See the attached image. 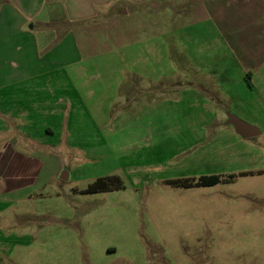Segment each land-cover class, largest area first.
<instances>
[{
  "label": "rangeland",
  "instance_id": "374dc122",
  "mask_svg": "<svg viewBox=\"0 0 264 264\" xmlns=\"http://www.w3.org/2000/svg\"><path fill=\"white\" fill-rule=\"evenodd\" d=\"M201 6V0H156L109 22L74 25L60 17L52 24L59 35L75 26L90 31L97 66L86 68L100 75L107 59L106 81L122 77L118 63L128 59L119 57L114 44L157 35L161 52L152 57L156 64H143L140 73L158 79L162 114L152 116L157 129L145 135L133 107L118 115V105L112 107L110 126L125 124L116 130L87 132V124L76 120L78 130L71 138L56 131L38 149L45 185L0 219V234L3 240L9 237L7 244L0 242V264H264V46L258 65L243 57L245 63L238 59L235 68L221 35L208 28L223 47L207 51L204 45L212 35L208 30L198 34L194 27L207 25ZM259 31L264 32L263 17L253 35ZM190 43L201 45L194 50ZM130 64H139L133 55L126 67ZM130 71L125 73L134 78ZM116 85L118 78L111 93ZM246 86L252 89L241 104L226 102L231 90L235 99ZM134 99H126L127 104ZM228 113L261 134L243 138L227 122ZM97 133L118 146H104ZM22 149L33 153L32 146ZM63 171L67 180L60 178ZM212 174L220 176L217 184H172ZM99 178L108 187L90 191Z\"/></svg>",
  "mask_w": 264,
  "mask_h": 264
},
{
  "label": "crops",
  "instance_id": "0c3cea01",
  "mask_svg": "<svg viewBox=\"0 0 264 264\" xmlns=\"http://www.w3.org/2000/svg\"><path fill=\"white\" fill-rule=\"evenodd\" d=\"M152 1L156 0H0V45L6 53L2 55L0 51V219L8 218L14 205L38 195L45 185L41 177L45 163L38 149L42 150L40 147L51 141L56 131L70 134L71 138L78 130L77 121L87 124V132H98L103 127L104 132L107 128L113 131L123 127L125 123L121 121V126H110L109 115L115 105H118V115L124 108L133 107L138 124L145 125L143 135L148 129H157L151 118L162 114L158 103V79L155 81L151 75L140 73L143 64L148 62L150 68L156 64L152 63V57L161 50L157 35L114 44L112 48L116 46L119 57L128 56V59L118 63L122 65L120 73H124L123 76L118 74L113 81H106L107 59L102 60L100 75L90 74L86 68L97 66L98 51L94 52L90 46L93 43L90 31L75 26L59 35L57 27L52 25L60 17L74 25L103 19L109 22L119 14L128 15L131 10ZM201 5L207 12V25L203 24L202 30L193 25L198 34L209 28L213 35H221L232 56L230 65L238 67V59L241 65L245 60L254 64L261 60L264 32L253 34L259 19L264 18V0H201ZM213 35L212 40L208 37L210 41L204 48L210 51L216 46L221 51L222 40H213ZM190 44L194 50L201 45ZM166 52H169L168 45ZM132 55L139 64L126 67ZM245 69H249L246 64ZM129 70H133L129 73L133 72L134 78L125 73ZM117 78L119 87L116 85L111 93V83ZM197 83L203 82L198 79ZM251 89L246 86L235 99L231 90L226 102L241 104ZM131 96L135 101L127 104L126 99ZM102 99L105 104H100ZM148 108L152 114L146 110ZM141 110H146L144 115H140ZM97 135L104 146H118V143L108 144L102 140L104 135ZM57 140L55 147L62 141L61 137ZM85 142L88 144L89 139ZM29 146L33 147V153L22 149ZM0 238L2 244H7L8 236L3 240L0 234Z\"/></svg>",
  "mask_w": 264,
  "mask_h": 264
},
{
  "label": "trees",
  "instance_id": "16d2710c",
  "mask_svg": "<svg viewBox=\"0 0 264 264\" xmlns=\"http://www.w3.org/2000/svg\"><path fill=\"white\" fill-rule=\"evenodd\" d=\"M233 175H231V178ZM220 176L218 174H212V175H203L200 176L197 180L194 179H178L174 180V185L177 186H184V187H190L193 185H202V186H208V185H214L217 184L220 181ZM108 187V181L104 178H99L98 184L92 185L89 190L90 191H97V189H105Z\"/></svg>",
  "mask_w": 264,
  "mask_h": 264
},
{
  "label": "water",
  "instance_id": "95a60500",
  "mask_svg": "<svg viewBox=\"0 0 264 264\" xmlns=\"http://www.w3.org/2000/svg\"><path fill=\"white\" fill-rule=\"evenodd\" d=\"M228 120L227 122L233 125L235 131L241 135L243 138H251L261 134V130L252 125L251 123L243 120L239 116L234 113H228ZM62 180H67L69 178V174L66 171H63L60 175Z\"/></svg>",
  "mask_w": 264,
  "mask_h": 264
}]
</instances>
